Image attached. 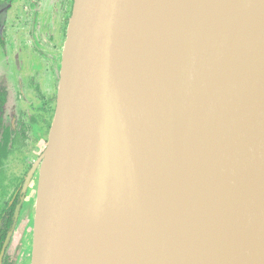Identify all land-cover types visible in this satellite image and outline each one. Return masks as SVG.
Listing matches in <instances>:
<instances>
[{"label": "water", "instance_id": "1", "mask_svg": "<svg viewBox=\"0 0 264 264\" xmlns=\"http://www.w3.org/2000/svg\"><path fill=\"white\" fill-rule=\"evenodd\" d=\"M152 1H74L33 264H264V21L234 60L211 58L252 0L211 8L215 25L172 71L146 82L168 94L152 95L140 110L116 92ZM166 34L149 25L146 37L155 46ZM125 89L149 94L131 83ZM114 104L121 117H137L133 126L109 123Z\"/></svg>", "mask_w": 264, "mask_h": 264}, {"label": "rangeland", "instance_id": "2", "mask_svg": "<svg viewBox=\"0 0 264 264\" xmlns=\"http://www.w3.org/2000/svg\"><path fill=\"white\" fill-rule=\"evenodd\" d=\"M74 1L9 0L4 45H0V88L6 87L9 92L8 110L0 130V211L16 191L21 192L20 221L7 246L13 264H33L41 169L56 113L53 96H58ZM178 24L173 19L171 26L176 32L181 30ZM165 30L168 32L166 27ZM148 51L139 55L142 62L136 67L137 74L138 70L144 73L150 59ZM159 51L157 45L155 52ZM16 116L19 120L14 124L15 132L9 141H4L3 130Z\"/></svg>", "mask_w": 264, "mask_h": 264}, {"label": "bare ground", "instance_id": "3", "mask_svg": "<svg viewBox=\"0 0 264 264\" xmlns=\"http://www.w3.org/2000/svg\"><path fill=\"white\" fill-rule=\"evenodd\" d=\"M223 1L224 0H170L169 2L168 0H153L141 17L140 29L134 38L132 52L127 57L125 69L121 71L119 75L116 97L134 104L137 109L146 110V106H148L147 98L159 93L160 96L168 94L166 90L160 89L162 85L160 87H156L155 85L147 86L146 82L154 84L158 80V75H162L166 71H172L175 68L184 49L190 43L197 40L200 31L211 25H215L216 20L210 16V9L221 5ZM166 3H169L172 8L169 14H166ZM200 17L204 18L202 22H199ZM173 19L178 20V27L182 25L180 32L173 30L171 26ZM262 21H264V0H252L241 14L238 22L223 36V45L214 47L210 50L209 56L212 58L227 53L228 57L234 60L241 46V41L251 36L259 28ZM165 24H168L169 27L165 26ZM149 25H154L156 27L165 26L168 30L165 39L161 40L158 44L160 50L164 51L161 58L159 57L160 53L155 52L157 45L151 46L149 42L150 39L148 38V40L146 37ZM146 50H149L148 52H152V54L155 55L154 60L156 62L152 63L150 61L147 64L144 75L148 78L145 79L146 81H143L141 76L138 77V75L142 73L138 70L140 73L138 72L137 75L135 67L136 63H138V52L143 51L145 54ZM147 54L148 53H146V55ZM144 57L145 56H142V58ZM140 60L142 59H139V61ZM127 83H131L142 92H148L149 94L140 96V98L133 97L125 89ZM225 99L219 106L225 102ZM177 105L178 102H175L174 107H177ZM120 113L117 104H114L110 113L109 123L119 120L125 124L131 122L130 126H133V122L138 120L134 115L121 117ZM208 122L209 119L199 125V131L197 132L199 133L198 138H202L205 135ZM187 141L188 135L185 136L184 143Z\"/></svg>", "mask_w": 264, "mask_h": 264}, {"label": "flooded vegetation", "instance_id": "4", "mask_svg": "<svg viewBox=\"0 0 264 264\" xmlns=\"http://www.w3.org/2000/svg\"><path fill=\"white\" fill-rule=\"evenodd\" d=\"M3 4V9H0V45H4V28L7 21V15L9 11V0L0 1ZM1 13L5 14L4 18L1 17ZM32 37L35 36V24L32 23L31 26ZM36 76V74H34ZM57 94L56 97L53 96L54 100H56L57 104ZM8 102H9V92L6 87L0 88V130L3 125V121L6 118L7 110H8ZM19 120V117H13L10 121L9 127L3 130V140L9 141L12 137V133L15 132V123ZM22 209V195L20 191H16L15 194L8 200L5 206L0 211V236L5 230L6 221L11 216L12 222L8 226L6 230V237L3 240L2 248L0 251V264H13L10 260V255L8 254L7 246L10 242L12 232L14 228L17 227L18 222L20 221V212ZM23 221V220H22Z\"/></svg>", "mask_w": 264, "mask_h": 264}, {"label": "trees", "instance_id": "5", "mask_svg": "<svg viewBox=\"0 0 264 264\" xmlns=\"http://www.w3.org/2000/svg\"><path fill=\"white\" fill-rule=\"evenodd\" d=\"M11 222H12V217L10 216V217L7 219L6 223H5V224H6L5 230H4V232L2 233V235L0 236V251H1V248H2L3 240H4L5 237H6V230H7L8 226L11 224Z\"/></svg>", "mask_w": 264, "mask_h": 264}]
</instances>
